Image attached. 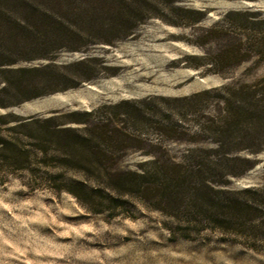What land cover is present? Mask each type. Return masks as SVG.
Returning a JSON list of instances; mask_svg holds the SVG:
<instances>
[{"label": "rangeland", "instance_id": "1", "mask_svg": "<svg viewBox=\"0 0 264 264\" xmlns=\"http://www.w3.org/2000/svg\"><path fill=\"white\" fill-rule=\"evenodd\" d=\"M146 7L112 44L98 13L77 20L82 51L0 66V264H264V116L245 88L264 55L217 72L208 34L264 36V0ZM85 57L96 77L59 91L17 70Z\"/></svg>", "mask_w": 264, "mask_h": 264}, {"label": "trees", "instance_id": "2", "mask_svg": "<svg viewBox=\"0 0 264 264\" xmlns=\"http://www.w3.org/2000/svg\"><path fill=\"white\" fill-rule=\"evenodd\" d=\"M86 4L83 8L78 5L77 0H0V51L10 52L7 59L0 52V66L14 65L19 60L44 59L55 61L61 51L77 52L82 51L81 46L88 44L86 31L80 29L77 20L81 19L87 26L93 24L104 27L96 21V14H109L113 17L111 24L112 39L104 42L112 44L114 40L127 37L134 33L138 24L154 17L153 13L146 7L154 0H79ZM165 3H175L181 0H163ZM4 4V6H3ZM183 9V8H182ZM189 11V10H186ZM264 23V19H262ZM102 24V25H101ZM212 40H217L220 48L215 53L212 64L217 65L220 71L239 65L245 60H249L254 53L264 55V36L252 33L251 40L247 43L237 41L230 35L227 29L212 28L208 31ZM4 44L6 47H3ZM4 48V49H2ZM6 48V49H5ZM258 48V49H257ZM25 50L22 57L13 58L15 50ZM244 54V55H243ZM91 57H85L73 61L66 65L51 64L39 67L19 68L22 73L42 72V83H67L65 86L54 89L63 90L75 84L93 80L97 75V69L90 66ZM66 70V73L61 70ZM96 72V73H95ZM69 74V75H68ZM28 84V83H27ZM34 86L39 84L38 79L33 81ZM29 85V84H28ZM247 94L250 96L253 108L259 109V116H264V77L252 84L246 85ZM251 113V119L254 118ZM224 126L215 127L216 132L227 133L225 139L232 138L233 131L239 126V119L227 120ZM215 142H221L217 139ZM258 147L254 151H259ZM180 170L173 178H179Z\"/></svg>", "mask_w": 264, "mask_h": 264}]
</instances>
